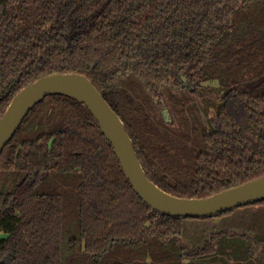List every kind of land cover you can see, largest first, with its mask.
Wrapping results in <instances>:
<instances>
[{
	"label": "trees",
	"instance_id": "1",
	"mask_svg": "<svg viewBox=\"0 0 264 264\" xmlns=\"http://www.w3.org/2000/svg\"><path fill=\"white\" fill-rule=\"evenodd\" d=\"M53 73L91 80L147 177L172 195L207 197L264 175V0H0V117ZM211 80L216 89L202 85ZM209 89L219 104L199 130L186 109ZM167 101L179 106L170 121ZM174 124L188 134L176 140ZM234 209H152L85 104L63 94L36 102L0 153V264H185L213 246H184L183 221Z\"/></svg>",
	"mask_w": 264,
	"mask_h": 264
},
{
	"label": "water",
	"instance_id": "2",
	"mask_svg": "<svg viewBox=\"0 0 264 264\" xmlns=\"http://www.w3.org/2000/svg\"><path fill=\"white\" fill-rule=\"evenodd\" d=\"M63 94L85 104L110 141L123 172L139 196L154 210L175 216H215L264 198V175L233 188L201 198L172 195L159 188L144 172L131 138L117 113L91 80L80 73H53L23 87L0 117V153L30 108L47 95ZM162 113L168 120L167 108ZM199 264V263H191Z\"/></svg>",
	"mask_w": 264,
	"mask_h": 264
},
{
	"label": "rangeland",
	"instance_id": "3",
	"mask_svg": "<svg viewBox=\"0 0 264 264\" xmlns=\"http://www.w3.org/2000/svg\"><path fill=\"white\" fill-rule=\"evenodd\" d=\"M202 85H209L212 89H216L218 83L216 80H211ZM212 89L205 92V96L201 98L202 102H200V97L196 96L195 99L200 103L186 109V113L191 115L192 125H197L199 130L210 127L208 118L214 114L219 104L218 90ZM186 92L187 90L182 89L173 90L176 98L183 97ZM207 96L213 100L205 99ZM167 103L171 109L169 111L167 108L170 116L167 121H170L174 108L179 106L174 102L167 101ZM196 109L201 111L202 120H199L198 114L196 115ZM176 127L175 124L172 125L176 140L188 134L185 130ZM184 145L187 149L197 148L198 142L188 141ZM222 231L224 233L217 235ZM0 237H5V234L0 233ZM210 241L213 246V250L208 251L210 254L187 259L185 264H264V204L239 206L229 213L210 219H185L183 221L181 243L184 246L189 249L202 248L206 242L210 243Z\"/></svg>",
	"mask_w": 264,
	"mask_h": 264
},
{
	"label": "flooded vegetation",
	"instance_id": "4",
	"mask_svg": "<svg viewBox=\"0 0 264 264\" xmlns=\"http://www.w3.org/2000/svg\"><path fill=\"white\" fill-rule=\"evenodd\" d=\"M182 86H183L184 88H183ZM185 87H186V86H185L184 83H183V85H182V84H179V85H178V89H182V90H184V91L186 90ZM163 105H164V104H163ZM163 108H167V107H163ZM163 108L161 109V114H162V116L165 118V115L162 113ZM167 110H168V109H167ZM169 117H170V116H169ZM166 121H167V120H166Z\"/></svg>",
	"mask_w": 264,
	"mask_h": 264
}]
</instances>
